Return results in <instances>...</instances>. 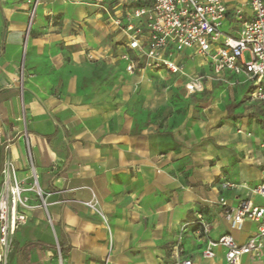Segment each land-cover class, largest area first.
Returning <instances> with one entry per match:
<instances>
[{
    "label": "crops",
    "instance_id": "crops-1",
    "mask_svg": "<svg viewBox=\"0 0 264 264\" xmlns=\"http://www.w3.org/2000/svg\"><path fill=\"white\" fill-rule=\"evenodd\" d=\"M31 1L0 0V172L8 144L16 177H29L26 130L46 210L27 194L8 264H58L59 253L62 264H173L181 233L182 259L227 264L223 248L212 259L201 252L207 240L244 244L256 232L250 221L232 226L225 210L243 200L264 208L251 194L264 183V136L208 95L214 85L243 88L248 103L264 104L250 100V83L225 73L186 96L188 77L210 66L185 50L173 56L183 75L127 73V50L101 10L111 0H41L25 35ZM224 2L222 31L237 37L233 12L251 19L248 0ZM198 215L206 237L195 232ZM239 264H264V246Z\"/></svg>",
    "mask_w": 264,
    "mask_h": 264
},
{
    "label": "built area",
    "instance_id": "built-area-1",
    "mask_svg": "<svg viewBox=\"0 0 264 264\" xmlns=\"http://www.w3.org/2000/svg\"><path fill=\"white\" fill-rule=\"evenodd\" d=\"M38 4L39 0L33 1V6ZM248 7L251 12L249 20L241 9L233 12L234 19L240 24L237 37L222 31L228 13L224 0H111L110 6H102L101 10L111 27L120 34L119 44L127 50L120 55L127 73L165 69L171 74L183 75V66L173 56L192 50L210 66V74L188 77L184 84L186 96L201 93L206 81H224V74L229 73L250 83L251 101L264 103V0H248ZM24 131L28 178L16 177L7 157L9 145L4 146L5 158L0 172V264L6 262L16 230L26 223L23 210L30 208L27 194L32 193L39 207L46 210L28 135ZM0 145H3L1 139ZM232 186L226 183L223 188ZM251 194L264 198V183L254 187ZM219 204L227 207L223 198ZM225 217L236 227L244 221L253 222L256 232L244 244H238L228 235L207 240L201 256L212 259L214 249L223 248L227 264H239L246 255L259 257L264 246V208L243 200L234 209L226 208ZM193 226L199 236L208 235L209 225L201 215L197 216ZM181 234L174 246L173 264H192L191 260L181 257ZM58 264H62L60 253Z\"/></svg>",
    "mask_w": 264,
    "mask_h": 264
},
{
    "label": "rangeland",
    "instance_id": "rangeland-1",
    "mask_svg": "<svg viewBox=\"0 0 264 264\" xmlns=\"http://www.w3.org/2000/svg\"><path fill=\"white\" fill-rule=\"evenodd\" d=\"M33 1L35 0H32L31 1L32 3L29 4L30 6H27V8L24 9L25 18H26L25 19V25H26L25 35L28 30V27L30 31L33 25V22L36 18L37 6L36 7L33 6ZM20 7L21 6H18V11L16 10L18 13L22 12V9ZM23 80H24V73L22 69H20L19 82L23 83ZM174 98L182 99L181 95L178 92L174 94ZM208 98H210L212 101L222 100L223 102H225V106L227 107L231 115H234L236 117L241 115V117L246 118L247 121L254 122V124L258 125L259 128L263 131V136H264V104L248 103L246 91L243 88L242 89H229V88H226L220 85H214L211 88V94L210 96L208 95ZM249 115H252V116H249ZM11 248H10L8 255L10 254L12 250ZM8 255H7L5 264H8V259H9Z\"/></svg>",
    "mask_w": 264,
    "mask_h": 264
}]
</instances>
